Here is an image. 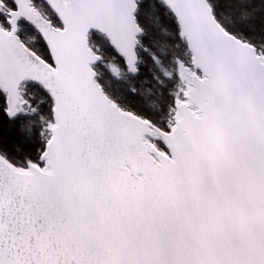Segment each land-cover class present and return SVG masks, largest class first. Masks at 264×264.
Masks as SVG:
<instances>
[{
  "label": "snow or ice",
  "instance_id": "1",
  "mask_svg": "<svg viewBox=\"0 0 264 264\" xmlns=\"http://www.w3.org/2000/svg\"><path fill=\"white\" fill-rule=\"evenodd\" d=\"M0 264H264V0H0Z\"/></svg>",
  "mask_w": 264,
  "mask_h": 264
}]
</instances>
